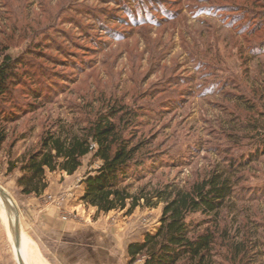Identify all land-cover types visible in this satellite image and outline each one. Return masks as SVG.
I'll return each instance as SVG.
<instances>
[{"label":"rangeland","instance_id":"obj_1","mask_svg":"<svg viewBox=\"0 0 264 264\" xmlns=\"http://www.w3.org/2000/svg\"><path fill=\"white\" fill-rule=\"evenodd\" d=\"M0 49L21 57L31 78L18 94L23 119L0 154V187L17 210L8 145L23 134L11 156L20 158L52 123L115 106L134 116L129 129L153 156L134 189L188 187L233 164L239 183L219 217L228 238L222 264H264V156L256 157L264 144V0H0ZM99 164L90 154L72 176L46 179L53 191L72 183L76 208L61 216L88 226L89 254L97 246L98 262L127 264V246L155 232L162 205L131 214L83 206L76 187ZM61 196H47L60 212L70 205ZM190 220L213 227L198 214ZM9 221L0 199V264H17ZM22 236L23 262L36 264V247Z\"/></svg>","mask_w":264,"mask_h":264},{"label":"trees","instance_id":"obj_2","mask_svg":"<svg viewBox=\"0 0 264 264\" xmlns=\"http://www.w3.org/2000/svg\"><path fill=\"white\" fill-rule=\"evenodd\" d=\"M26 65L21 57L12 58L0 49V154L23 119L18 94L26 79L31 80ZM134 121L131 113L108 106L93 119L52 123L41 133L35 149L12 160L15 143L25 141L22 134L6 149V173L18 171L15 185L20 194L39 198L48 187L47 172L72 176L82 159L92 154L100 164L80 182L84 186L79 199L83 206L99 214L124 210L131 214L136 208L162 205L155 232L127 246V264H222L227 257L221 253L222 243L228 238L224 230L219 231V217L239 183L233 164L188 187L167 183L134 189L142 180L146 162L153 159L144 152L146 141L129 129ZM256 149L261 150L256 157L264 156V144ZM150 165L154 167L153 162ZM197 214L209 219L213 227L203 228V220H190ZM233 248L237 255L241 253L239 244Z\"/></svg>","mask_w":264,"mask_h":264},{"label":"crops","instance_id":"obj_3","mask_svg":"<svg viewBox=\"0 0 264 264\" xmlns=\"http://www.w3.org/2000/svg\"><path fill=\"white\" fill-rule=\"evenodd\" d=\"M71 184L66 180L63 185L57 186V188L54 185L55 190L53 191L52 184L49 183L46 191L39 198L23 196L15 186V195L19 204L20 232L29 240L27 248L29 245L36 247L35 250L40 256L38 259L32 258L36 264H103L101 257L98 262L97 246L94 248L95 252L89 254L88 226L76 217L65 220L61 216V214L69 213L72 216V212L76 208L70 201L75 194ZM76 188L79 193L76 197L80 199L84 186L80 183ZM55 191L62 194L61 197L67 196L64 204H70L63 206L62 212L47 202V196H52ZM27 258H29L28 253Z\"/></svg>","mask_w":264,"mask_h":264},{"label":"water","instance_id":"obj_4","mask_svg":"<svg viewBox=\"0 0 264 264\" xmlns=\"http://www.w3.org/2000/svg\"><path fill=\"white\" fill-rule=\"evenodd\" d=\"M0 198L3 202V204L5 205L6 212L8 215H9V207H10L9 202H12L11 203V209H12L13 214H14V221L13 222L9 221L8 230H9V233L11 235V240H12L13 246H14L15 250L17 251V253H16L17 264H24V262L20 256V253L18 251V249H19V237H20V233H21L20 232V224H19V212L17 210V207L13 203L11 197L7 194V192L2 187H0Z\"/></svg>","mask_w":264,"mask_h":264},{"label":"bare ground","instance_id":"obj_5","mask_svg":"<svg viewBox=\"0 0 264 264\" xmlns=\"http://www.w3.org/2000/svg\"><path fill=\"white\" fill-rule=\"evenodd\" d=\"M1 199V198H0ZM11 203L12 202H9V205H10V207H9V215H10V218H11V222H13L14 221V214H13V211H12V209H11ZM23 237V236H22ZM22 237H21V233H20V237H19V249H18V251H19V253H20V256H21V258H22V260H23V252H22V248H23V241H22ZM16 251V250H15ZM16 253H17V251H16Z\"/></svg>","mask_w":264,"mask_h":264}]
</instances>
